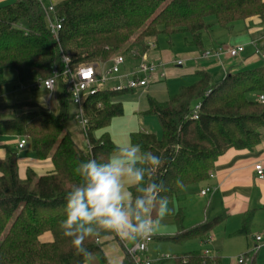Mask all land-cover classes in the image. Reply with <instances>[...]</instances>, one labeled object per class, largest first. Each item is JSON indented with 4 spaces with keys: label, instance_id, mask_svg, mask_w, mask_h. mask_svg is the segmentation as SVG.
Wrapping results in <instances>:
<instances>
[{
    "label": "trees",
    "instance_id": "trees-1",
    "mask_svg": "<svg viewBox=\"0 0 264 264\" xmlns=\"http://www.w3.org/2000/svg\"><path fill=\"white\" fill-rule=\"evenodd\" d=\"M53 17L63 23L56 35L38 0H15L0 7L1 82L7 69L14 70L23 84L46 80L54 65L63 72L64 58L76 67L87 62L106 64L121 54L128 62L139 64L150 51L149 43L154 40L158 46L161 35L184 34L187 47L203 50L204 35L211 34L215 26L231 32L236 24L253 18L264 25V0H66L55 7ZM194 78L193 85L182 87L166 103L149 98L148 115L157 117L162 139L145 133L130 137L131 144L141 145V155L152 152L162 159L159 168L140 160L137 166L144 169L145 179L130 188L133 208L137 198H147L153 221L165 201L176 200L186 188L208 181L228 151H254L262 141L264 105L255 98L264 93V65L230 73L218 83L203 70ZM61 84L59 115L43 110L0 120V136L29 138L38 159L51 158L54 165L52 172L39 179L30 169L22 180L17 153L10 151L0 161V264H84L92 256L107 262L101 240L116 233L92 225L94 233L82 245L86 252L77 253L73 237L63 235L60 221L65 217L66 193L86 182L74 171L78 163L90 158L104 163L117 153L119 147L109 133L100 137L95 133L124 116L123 105L116 99L130 92L105 91L87 99L84 108L89 130L84 149L66 128L69 94L64 78ZM161 182L158 197L141 191ZM253 218L254 212L244 216L238 234H249ZM225 219V213L208 216L204 224L185 229L180 209L178 234L161 240L178 245L204 241ZM46 233L53 235L52 242L41 241ZM187 259L186 264H221L218 258L211 261L200 252L190 253ZM124 264L135 263L127 254ZM251 264H256L255 255H251Z\"/></svg>",
    "mask_w": 264,
    "mask_h": 264
},
{
    "label": "crops",
    "instance_id": "crops-1",
    "mask_svg": "<svg viewBox=\"0 0 264 264\" xmlns=\"http://www.w3.org/2000/svg\"><path fill=\"white\" fill-rule=\"evenodd\" d=\"M63 1L66 0H43V7L46 9L51 6L56 7ZM13 2L14 0H0V7ZM254 42L264 55V25L258 18L235 25L231 32L225 30L223 34L204 35L203 50L188 47V49L185 48L186 52L175 56L172 45L169 50L164 51H161L158 45L156 50L149 51L145 56L146 60L163 63V67L159 68L155 74L150 87L116 99L123 105L124 116L114 119L109 128L96 132L95 137H100L107 132L114 144L121 148L131 144L130 137L133 133L152 134L160 123L157 117L148 115L149 98H153L158 103L168 102L172 96L178 94L182 87L193 85L194 75L201 70L209 72L213 82L218 83L233 70L236 72L263 66L264 56L255 55V48L252 45ZM238 45L246 46L245 52L238 58L223 56L217 59L203 56L205 51L219 46L235 47ZM178 61H182L183 65L178 66L176 64ZM63 91L64 87L61 83L51 94L42 90H34L31 83H21L18 74L12 69H7L4 72V81H0V120L13 119L29 112L43 110L59 115L62 109ZM114 125H116L115 128L118 127L121 130L113 132ZM261 134L262 141L254 151L233 149L228 151L216 163L212 172L215 175L213 179L186 188L178 199L168 202L166 210L161 211L158 216V221L160 220L157 225L158 229L154 220L153 230L156 238L176 236L179 232L177 214L180 209L184 211L183 226L185 229L200 226L206 222L208 216L215 217L222 213L226 214L225 221L216 226L204 241L195 240L178 245L171 240H163L164 243H158L159 245L152 247L157 241L154 239L148 253L143 255L144 257L153 260L163 257L157 264H166L171 260H174L176 264H180V261L186 264L190 253L200 252L203 255L201 246H205L211 252V256L218 258L220 263H222V258H231L234 259V264H239L240 257L250 255L251 249L260 244V250L254 254L255 263L264 264V181L259 180L255 172L257 165L261 164L264 167V130ZM20 139L19 137L0 136V161H3L10 151L17 153L19 176L22 180L27 178V171L30 169L35 172L37 179L52 172L54 169L52 159H38L33 152L30 140L23 149H19ZM86 146L85 142L84 147ZM140 157L141 153H138V161ZM123 183L125 191L130 193V188L135 183L127 179ZM207 188H213L214 191L202 196V191ZM251 212H254V218L249 234H238L242 228L244 216ZM259 236L262 240L258 243L256 237ZM41 241L52 242L53 235L46 233L41 237ZM138 241V237L126 240L118 235L103 238L101 244L107 262H104L100 256H92L84 264H124L127 249ZM195 244H199L200 247L194 249ZM160 248L166 250L167 253L159 255Z\"/></svg>",
    "mask_w": 264,
    "mask_h": 264
},
{
    "label": "clouds",
    "instance_id": "clouds-1",
    "mask_svg": "<svg viewBox=\"0 0 264 264\" xmlns=\"http://www.w3.org/2000/svg\"><path fill=\"white\" fill-rule=\"evenodd\" d=\"M138 153H141V145L130 144L118 148L117 154L107 162L98 163L90 158L80 161L74 169L86 182L66 193L65 217L60 221V229L65 237H73L72 245L77 253L86 252L82 245L84 239L94 233V224L126 240L153 235L154 222L144 215L148 211L147 198H137L133 208L130 193L125 191L123 183L127 179L140 184L145 179L144 169L137 166ZM140 160L152 168H159L162 163L161 157L152 152H143ZM160 188L162 182L160 185L152 183L141 191L158 197ZM166 206L167 201L162 211Z\"/></svg>",
    "mask_w": 264,
    "mask_h": 264
},
{
    "label": "built area",
    "instance_id": "built-area-1",
    "mask_svg": "<svg viewBox=\"0 0 264 264\" xmlns=\"http://www.w3.org/2000/svg\"><path fill=\"white\" fill-rule=\"evenodd\" d=\"M43 5V0H38ZM44 8V7H43ZM46 14L48 15L50 27L53 34H57L63 29V23L60 19L53 17L51 15L55 14V6L49 8H44ZM252 45L255 48V55L263 57L261 49L254 42ZM149 48L151 50L157 49V44L154 40L149 43ZM245 45L238 46H219L212 50H207L203 53L205 58H217L221 59L223 56H229L230 58L241 57L245 52ZM178 66H182L183 62H176ZM64 70L63 72L58 67L54 65L51 76L43 81H38L32 83V88L34 90H42L47 93H53L56 86L62 83V78L65 80L66 89L71 98L72 102L79 109L78 121L83 129L85 136L88 134L89 130V120L85 115L84 104L87 99L99 92L114 91V92H138L140 90L148 89L154 80L155 74L158 72L159 68L163 67L161 61H149L145 57L140 61L139 64H134L128 62L124 56L118 55L113 57L106 64L98 62H87L82 63L76 67L70 66V60L64 58L63 61ZM255 101L264 105V93L257 94ZM101 107V104L99 105ZM200 105L196 107L197 110L200 109ZM198 116L195 115L194 119ZM28 143L27 138H21L19 141L18 148L23 149ZM255 172L257 178L264 181V167L263 165H257L255 167ZM210 179L215 177L214 173L210 174ZM214 191L213 188H207L202 191V196ZM146 217H151V211H147ZM153 221V220H152ZM155 232L153 230V235L149 238H142L131 248L127 249V254L131 256L135 264H157L162 260H153L146 257L145 260H138L139 254L146 255L149 251L150 245L154 242ZM262 238L256 237V241L259 243ZM260 244L255 245L251 249V253L248 256H242L239 258V264H251V255L256 254L260 250ZM203 256L211 258V252L209 250L205 251ZM166 258V257H165ZM213 258V257H212Z\"/></svg>",
    "mask_w": 264,
    "mask_h": 264
},
{
    "label": "rangeland",
    "instance_id": "rangeland-1",
    "mask_svg": "<svg viewBox=\"0 0 264 264\" xmlns=\"http://www.w3.org/2000/svg\"><path fill=\"white\" fill-rule=\"evenodd\" d=\"M14 2H15V0H14ZM13 2V3H14ZM12 3V4H13ZM210 22H212V23H214V20L213 19H210ZM239 24V23H238ZM238 24H236V25H238ZM212 33H219V34H223V33H225V30L224 29H221V28H219L218 26H215V28H214V30H213V32H211V34ZM186 35H184V34H177V35H175V36H171V37H169V36H166V35H161L159 38H158V43H159V46H160V49H161V51H164V50H169L170 49V47H171V45H172V47H173V49H172V51L175 53V56H178L179 54H182V53H184V52H186L187 50L185 49V48H187L188 49V47L186 46ZM183 49H185L184 51H183ZM121 55V54H120ZM247 69H249V68H247ZM242 70H244V69H242ZM242 70H239V71H236V72H234V70L231 72V74H234V73H238V72H240V71H242ZM216 73V72H215ZM69 103H70V115H69V119H68V121H67V123H66V128H67V130L68 131H70L71 132V134L73 135V137H74V140H75V142H76V144L79 146V147H81V148H84L85 149V147H84V141H85V134H84V132H83V129H82V127H81V125H80V123H79V121H78V116H79V109H78V107L72 102V100H71V98L69 97ZM115 126L116 125H114L113 126V132H115V130H117V131H120L121 129H119L118 127H116L115 128ZM162 128L160 127V126H158L155 130H153L152 132V134H155L156 136H157V138L158 139H162V136H163V132H162V130H161ZM117 133V132H116ZM121 135H122V133H120ZM27 138V137H26ZM28 140H30L29 138H28ZM160 215V214H159ZM160 221V220H159ZM158 221V218H156L155 219V226H156V228H157V225H159V222ZM154 222V221H153ZM158 229V228H157ZM158 239H156L157 241L152 245V247L153 246H156L158 243H164V241L163 240H161V238L162 237H157ZM159 245V244H158ZM151 247V248H152ZM198 247H200L199 246V244H195L194 245V249L195 248H198ZM201 248H202V251L203 252H205V251H207L206 249H208L207 247H205V246H201ZM209 250V249H208ZM167 253V251L166 250H164L163 248H160L159 249V255H165ZM160 256V257H161ZM245 256V255H244ZM137 259L138 260H140V259H142V260H145L146 259V257H144V256H142L141 254H139L138 255V257H137ZM210 260L211 261H213V258H212V256H211V258H210ZM167 263H171V264H176L175 263V261L174 260H171V261H169V262H167ZM166 263V264H167ZM221 264H234V259H231V258H222V263Z\"/></svg>",
    "mask_w": 264,
    "mask_h": 264
}]
</instances>
